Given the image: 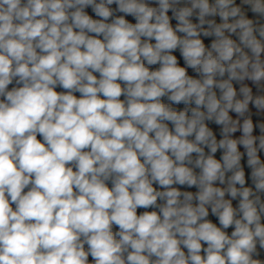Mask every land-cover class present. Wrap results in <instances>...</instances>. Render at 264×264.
<instances>
[{"label":"clouds","instance_id":"obj_1","mask_svg":"<svg viewBox=\"0 0 264 264\" xmlns=\"http://www.w3.org/2000/svg\"><path fill=\"white\" fill-rule=\"evenodd\" d=\"M250 104L264 0H0V264H264Z\"/></svg>","mask_w":264,"mask_h":264},{"label":"trees","instance_id":"obj_2","mask_svg":"<svg viewBox=\"0 0 264 264\" xmlns=\"http://www.w3.org/2000/svg\"><path fill=\"white\" fill-rule=\"evenodd\" d=\"M236 2H237V4H239V3H240V0H236ZM111 7L115 8L116 6H115V5H112ZM86 11L88 12L89 15H92L93 18H97V17H95V15H94V13L92 12V10H91L90 7L87 8ZM117 14H118V15H122V13H117ZM247 14H248L249 18H253V16H254V14H252V13H247ZM169 15L171 16V11L169 12ZM125 18L128 19L130 22H132L133 19H134V18H132L131 16H126ZM172 22H173L172 24H173V27H174L175 24H176V21L173 19ZM193 22H198V21H196L195 18H193ZM134 23H135V21H134ZM201 39L204 40V42H205V44H206L207 46H210V42H211L212 39H214V37H211V38L201 37ZM152 42L155 43L154 40H153ZM173 54L177 56V59H178V62H179V64H180V66H184L183 58H182V56L180 55L179 50L177 49L175 52H173ZM152 67H153V69H155V68L159 67V65L152 66ZM188 73H189V75H193L194 77H195V75H196L191 69H188ZM94 75H97V76H98L99 74H98V73H94ZM225 78H226V77H225ZM122 87H123V84H122ZM234 87L237 88V83H236V82H234ZM56 90H57L58 92H59V91H64L62 88H59V87H57ZM217 93H218V95H219V90H217ZM74 95H76L77 98H80V94H79V93H74ZM101 98L103 99L102 96H101ZM120 99L123 100V99H125V97L122 95V96L120 97ZM162 102H163V103H166V104H171V102L168 101L166 97H165V98H162ZM171 106H172L173 108H175L176 110H178V111H179V110H183V108L185 107V105H183V104H180V105L171 104ZM191 106H192V107H195L194 104L191 105ZM189 115H190V113H189ZM251 118H252V120H253V124H254V131H253L254 136H259V135H261V132H260V130H259V127L256 126V125H258L259 123H261V116H260V114H259L258 112H254V113L252 114ZM206 123H207L208 126L213 130L214 134H215L216 137H217V140H219V136H220V133H219V125H216V124L213 123V122H207V121H206ZM169 127H170V128L172 127V125H171L170 123H169ZM37 139H39V140H41V142H43V139H42L41 136L38 135V136H37ZM193 139H194V137H193ZM257 143H258V142H257ZM238 150H239L241 153L244 154V155H243V158H242V160H241V164H242V166H244V169H245L246 181H247L246 186H251V179H250V172H251V169H249L248 166H247V156H246V153H245L244 151L240 150V149H238ZM205 151L207 152L208 149H205ZM222 154H223V153H222V150H218L217 153L215 154V158H216V159H220L221 156H222ZM193 155H195V154H193ZM262 160H264V159H262ZM196 171L199 172V169H196ZM109 187H111V184H110V183H109ZM154 187H157L158 190H163V189H160V188L158 187V185H154ZM174 187H178V188H180L181 191H191V192H194V191H197V190H198V189L195 188V187L188 188L187 186H179V185H174ZM158 203H160V201H158ZM13 207H14V205H13ZM152 210H154V209H147V211H152ZM143 211H145V209H138V210H137V214L139 215V214L142 213ZM209 219H211L213 222H215V223L218 224V221L216 220V218L213 217V216H211V214H210V216H209ZM117 230H118V228L114 225V226H113V231L115 232V231H117ZM228 231H229V233H230L231 229H229ZM261 258L264 259V253L261 254ZM89 260H90V264H91V257H89Z\"/></svg>","mask_w":264,"mask_h":264},{"label":"crops","instance_id":"obj_3","mask_svg":"<svg viewBox=\"0 0 264 264\" xmlns=\"http://www.w3.org/2000/svg\"><path fill=\"white\" fill-rule=\"evenodd\" d=\"M238 89H239V85L237 84V90H238ZM254 112H258V111H257V109H256L255 107H252V108L250 109L251 116H252V114H253ZM258 113H259L260 116H261V123H264V112H258ZM241 123H242V120H241ZM241 135H242L241 131H237L236 133L232 134V138H234V139H238ZM253 135H254V133H253ZM221 137H222V136H221ZM239 146H241V145H238V149L240 148ZM244 152H245V151H244ZM245 153H246V152H245ZM259 155H260L261 159H264V152H260ZM216 186H221V185H219V182H217ZM197 191H198V190H197ZM195 192H196V191H194L193 193H195ZM226 198H230V197H226ZM233 204H234V206H236L237 201H234Z\"/></svg>","mask_w":264,"mask_h":264},{"label":"rangeland","instance_id":"obj_4","mask_svg":"<svg viewBox=\"0 0 264 264\" xmlns=\"http://www.w3.org/2000/svg\"><path fill=\"white\" fill-rule=\"evenodd\" d=\"M153 6H155V5H153ZM134 19H133V21H132V23H134ZM172 22V21H171ZM173 23V22H172ZM207 46V45H206ZM245 83H247L248 84V86L249 87H252L253 88V93H254V95L255 94H257V90H256V87L250 82V81H245ZM252 107H254L252 104H250L249 105V109H251ZM231 116H232V118L233 119H236L237 118V114H235L234 112H231L230 111V113H229ZM242 120V119H241ZM221 127L222 126H219V128H220V131H219V133H220V136H219V139H222V137H221ZM241 133H242V131H241ZM240 148V150H242V151H245V149H244V147L241 145V146H239Z\"/></svg>","mask_w":264,"mask_h":264},{"label":"built area","instance_id":"obj_5","mask_svg":"<svg viewBox=\"0 0 264 264\" xmlns=\"http://www.w3.org/2000/svg\"><path fill=\"white\" fill-rule=\"evenodd\" d=\"M247 13H251V12L248 11ZM216 19H217V22H220L218 17ZM219 131H220V128H219Z\"/></svg>","mask_w":264,"mask_h":264},{"label":"water","instance_id":"obj_6","mask_svg":"<svg viewBox=\"0 0 264 264\" xmlns=\"http://www.w3.org/2000/svg\"><path fill=\"white\" fill-rule=\"evenodd\" d=\"M25 191H27V189H25Z\"/></svg>","mask_w":264,"mask_h":264}]
</instances>
